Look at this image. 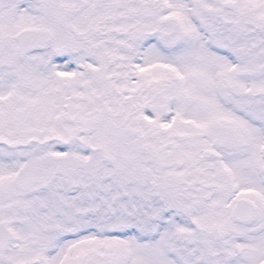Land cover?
<instances>
[{
	"label": "snow or ice",
	"instance_id": "1",
	"mask_svg": "<svg viewBox=\"0 0 264 264\" xmlns=\"http://www.w3.org/2000/svg\"><path fill=\"white\" fill-rule=\"evenodd\" d=\"M0 264H264V0H0Z\"/></svg>",
	"mask_w": 264,
	"mask_h": 264
}]
</instances>
